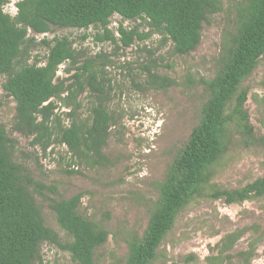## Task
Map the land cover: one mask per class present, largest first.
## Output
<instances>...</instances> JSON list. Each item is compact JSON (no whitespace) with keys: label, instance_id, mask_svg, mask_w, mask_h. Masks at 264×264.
<instances>
[{"label":"trees","instance_id":"obj_1","mask_svg":"<svg viewBox=\"0 0 264 264\" xmlns=\"http://www.w3.org/2000/svg\"><path fill=\"white\" fill-rule=\"evenodd\" d=\"M8 1L0 0V75L5 77L3 90L15 102L14 129L33 136V142L43 150L56 132L71 158L90 167L103 162L102 148L111 124L102 76L107 64H94V59L77 64V53L67 36L42 38L39 43L47 48L44 63L38 64L36 57L28 63L29 48L36 43L29 32L43 34L51 26L99 25L104 28V36L98 35V39H111L123 47L146 37L137 28L119 26L116 41L107 26L110 17L118 14L123 19L143 20L171 42L174 54L188 55L200 42L203 22L222 9L220 0H17L15 14L10 15L3 9ZM235 8L236 23L221 50L219 69L212 78L201 79L209 95L201 107L200 119L169 164L142 235L127 242L123 264H153L179 211L207 188L213 197L223 198L226 203L264 195V173L238 188H215L210 184V168L228 146L230 126L247 145L264 147V135L255 137L249 124L244 109L248 90L242 87L264 56V0H243ZM65 62L69 63L65 73L70 74L59 78L58 67ZM144 68L149 76L147 83L150 81L153 87L166 88L174 83ZM83 92L92 96V101L88 118L79 119L81 102L77 98ZM59 106L67 109L65 115L70 120L66 125L56 115ZM53 120L58 123L56 129ZM10 141L0 123V264H33L40 244L56 242L57 234L43 223L28 189L45 187L13 160ZM79 201L80 194H75L52 204L58 225L70 237L62 247L76 264H96L94 252L106 242L108 232L77 212ZM249 229L258 231L257 226ZM246 230L223 236L216 244V254L206 257L207 263L250 264L260 237L233 255L229 253Z\"/></svg>","mask_w":264,"mask_h":264},{"label":"rangeland","instance_id":"obj_2","mask_svg":"<svg viewBox=\"0 0 264 264\" xmlns=\"http://www.w3.org/2000/svg\"><path fill=\"white\" fill-rule=\"evenodd\" d=\"M17 0H9L4 11L14 15ZM221 11L209 15L202 24L201 39L188 55H176L164 35L151 30L141 19L110 17L107 29L116 41L117 28H137L147 34L123 47L104 36V28H62L51 26L43 34H32L35 45L29 48L28 63L38 58L44 63L47 48L42 38L52 40L67 36L77 53L78 63L94 59V64H107L102 76L107 98L105 106L111 124L102 148L100 165L88 166L71 158L65 145L54 132L48 147L43 150L33 142V136L14 129L15 102L3 90L5 77L0 75V123L10 138L13 160L20 164L33 181L45 188L29 186L43 223L57 234L56 242L43 241L39 256L33 264H76L63 245L69 235L58 225L52 208L54 202L80 194L77 212L103 227L107 240L94 252L96 264H123L127 242L141 236L158 186L178 150L200 119V110L209 93L201 79L212 78L219 69L221 50L236 23V4L243 0H220ZM68 62L58 67L56 76H68ZM147 66L161 77L174 83L155 88L147 83ZM69 82V80H68ZM248 95L244 109L255 137L264 135V56L243 81ZM81 107L79 119L88 118L92 96L83 92L77 98ZM60 105V102H57ZM61 124H68L66 108L55 110ZM55 129L58 123L53 120ZM229 143L220 158L211 166L210 184L215 188L241 187L264 173V147L245 143L235 127L229 128ZM73 160V161H72ZM71 161L74 163H71ZM51 188L53 190H51ZM40 191V192H38ZM211 189L196 195L177 214L171 230L157 250L153 264H208L206 257L216 254V244L227 233L247 228L229 251L233 255L248 243L259 238L250 264H264V195L240 203H226L212 196ZM258 227V231L249 229Z\"/></svg>","mask_w":264,"mask_h":264}]
</instances>
